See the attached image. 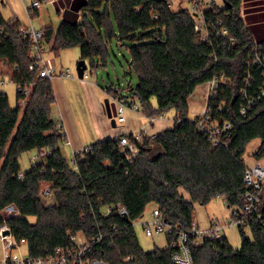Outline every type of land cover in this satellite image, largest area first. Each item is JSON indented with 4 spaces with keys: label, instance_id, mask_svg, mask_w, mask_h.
Masks as SVG:
<instances>
[{
    "label": "trees",
    "instance_id": "trees-1",
    "mask_svg": "<svg viewBox=\"0 0 264 264\" xmlns=\"http://www.w3.org/2000/svg\"><path fill=\"white\" fill-rule=\"evenodd\" d=\"M222 1L224 6L208 16L220 21L218 28H227L232 41L213 30L209 40H202L190 12L172 8L166 0H78L77 19L61 21L56 30L43 28L41 41L54 52L78 47L79 59L92 68L108 64L109 45L116 41L128 53L127 73L137 79L127 84L125 96L137 101L138 111L147 117L174 108L171 127L143 134L138 141L128 134L138 147L132 160L110 137L72 152L70 159L63 155L66 139L52 115L51 80L29 69L32 40L19 34L20 21L1 18L0 62L7 72H0V78L31 83V88L27 96L16 89L17 101L26 97L24 107L12 106L0 91V227L7 224L17 240L24 238L30 256L71 246L70 235L82 232L91 242L88 260L177 264L171 260L170 237L166 247L151 251L138 242L133 223L149 203L183 226L194 221L195 203L219 195L227 206L243 211L250 188L243 180L246 145L259 138L252 155L264 158V38L255 40L246 27L240 15L243 0ZM195 95L206 102L211 120L230 123L223 135H228L226 143L213 145L197 129L202 114L188 117ZM242 106H247L245 115ZM29 150L45 153L23 170L20 156ZM43 183L52 193L48 204L40 197ZM259 200L258 210L245 216L248 230H239L240 246L231 245L225 235L204 239L191 249L192 264H264V190ZM118 203L125 214L104 212ZM7 206L17 213L4 216Z\"/></svg>",
    "mask_w": 264,
    "mask_h": 264
},
{
    "label": "built area",
    "instance_id": "built-area-1",
    "mask_svg": "<svg viewBox=\"0 0 264 264\" xmlns=\"http://www.w3.org/2000/svg\"><path fill=\"white\" fill-rule=\"evenodd\" d=\"M166 1L168 5L173 8V1ZM186 1L189 5L183 8H186L194 18V28L200 34L202 40H209L210 32L212 30L216 34V36L229 37L227 28H218V25H220V21H213V19L208 16V12H217L224 6L222 0ZM31 6H39V1L33 0L31 2ZM240 15L244 17L242 15V4L240 8ZM1 32L2 21L0 15V33ZM18 32L22 37L28 36L32 40L33 60L29 63V69L37 70L39 75L51 80V78L57 73V71L55 69L54 62L48 59H44L43 52L45 51V49L41 44V30L36 29L33 26H20ZM229 39L232 41L233 37H229ZM258 60L261 59L259 58ZM262 60L264 61V59ZM90 73L91 71L88 72L86 68L82 78L89 77ZM59 74L72 76L69 68H66L64 71H59ZM3 83H5V77L0 78V84ZM216 85L217 82L215 80H212L210 88L214 91V93L216 92ZM16 87L25 96H27L31 88V83L16 84ZM114 91L117 92L116 90ZM117 93L119 94L118 97H111V100L114 101L116 106V119L118 122H125L126 119L124 117L123 110L125 108H131L138 111L139 104L137 101L129 98L128 96L122 95L119 92ZM25 98H21L19 100H23ZM246 110L247 106H242L240 112L245 115ZM162 117V114L149 116L148 122L152 123L156 119H160ZM177 121H180L179 117L177 118ZM57 126L61 130V133L65 135L63 127L58 121ZM230 128L231 125L228 121H224L222 124H219L218 122L211 120V116L207 111V104L206 109L202 113L201 117L197 119V129L207 134L213 145L226 143L228 135L226 137H223V135ZM141 135L142 133L134 134L135 140H140L142 137ZM117 140L119 149L124 152L128 160H132L138 153V147L135 140L130 139L127 133H122L121 135H119L117 137ZM72 152L76 153L79 151L73 150ZM243 180L247 185L250 186V188L245 192V203L243 211L241 210L240 212H237V210L233 209L230 217L231 219L228 224L222 223L216 218H212L209 225L203 229L199 227V225L195 221H193L190 226H183L178 223H172L165 219L159 207L154 204L151 211L150 220L143 222L145 234L148 236H152L156 233H163L166 237H170L171 240L169 241V244L174 248L171 253V260L177 264H192V247L199 245L203 242L204 239L221 238L223 236L221 234V231L227 225L234 224L237 225L239 230H248V226H246L245 216L252 213L253 211L258 210V206L260 203L259 195L264 190V162L261 163L260 160H256L251 165L246 164L243 174ZM46 191L50 193L49 189ZM1 212L4 216H10L16 214L17 209L14 206H7L2 209ZM104 212L107 214L117 212L118 214L123 215L126 213V209L123 205L118 203L116 206H106L104 208ZM5 229L8 230V233L3 234L2 232ZM70 238L73 240V245L68 247H58L52 254L39 257H33L28 254L27 257H19L17 254L12 253V249L19 246L20 244H25V239L20 238L19 240H17L11 233L7 224H4L0 227V264H106L101 260H88L87 253L90 252L91 242L84 236L82 232H77L73 235H70Z\"/></svg>",
    "mask_w": 264,
    "mask_h": 264
},
{
    "label": "rangeland",
    "instance_id": "rangeland-1",
    "mask_svg": "<svg viewBox=\"0 0 264 264\" xmlns=\"http://www.w3.org/2000/svg\"><path fill=\"white\" fill-rule=\"evenodd\" d=\"M174 5L173 8H183L186 7L188 2L186 0H172ZM220 1V0H217ZM248 2V3H247ZM250 3V5H249ZM54 10V7H53ZM56 12H53V16L51 17V20L53 23L57 20L56 17L54 16ZM242 15L244 16V21L246 27L250 30L252 33L253 37L255 40H262L264 38V0H243L242 3ZM44 20H47V13L46 17H43ZM37 24H40V20L36 22ZM35 23V25H36ZM42 46L44 47L45 51L43 52L44 54V59H49V58H54L56 60L55 62V69L60 70L61 67L63 71L66 68H69L71 75L72 76H66L61 77V84L64 85L66 88V93L67 96L69 97V101L73 102V105H76L74 107L75 109V115L79 120H82L80 122V125H78V130H81V134L85 133V130L87 129V125L83 119H85V115L87 114L86 111H82V108L85 106V103L82 105L81 103V98L82 95H80L79 91V86L77 85L79 83V78L77 76V62L79 61V49L78 47H70L66 49H62L59 51L54 52L50 48V43L47 42H42ZM122 48V49H121ZM110 49V60L108 61V64L101 65L98 67H91L88 61L87 63V71L90 72V79L96 80L97 84H99V87L97 86V90L100 92V94H103L106 96V98L109 97L107 96L108 92L110 93V98L111 97H118L119 93L122 95H129L127 91V84L129 82L131 83H136L137 79L135 75L133 74H128L127 73V63H126V58L128 57V53L124 49L123 46H119L116 41H113L109 45ZM112 62V63H111ZM127 66V67H126ZM0 72L3 74L4 72H7V65L4 62H0ZM1 74V75H2ZM4 75L2 76V78ZM104 88H109L110 90L105 93L104 90L101 89V87ZM16 84L14 82L8 81V78L5 77V83L0 84V91H4L8 94V98L10 101V104L12 106H16L18 103L20 104L21 107H24L26 104V98L23 100H18L16 98ZM116 90L117 92H115ZM154 102V101H153ZM155 103V102H154ZM73 105H71V111L73 114V119L74 113H73ZM206 107V102L198 95H195L193 99L191 100L190 106H189V113L188 117L193 118L198 114H202L205 110ZM128 109L131 108H125L123 110L124 117L127 121L128 115L130 111ZM133 110V109H131ZM57 106L54 105L52 107V115L54 118H56L57 114ZM140 115V111L133 110V112ZM162 118L156 119L153 124H150L148 121L147 123L152 126L154 129L162 130L164 128H169L173 125V119L176 116V111L174 108H171L167 111L161 112ZM129 119V118H128ZM126 121L121 123L122 126L126 124ZM143 135V134H142ZM141 135V136H142ZM81 141H85L86 138L82 135H80ZM260 139L255 138L252 141H250L244 151V161L247 165L253 164L256 159L253 157V151L256 149V147L259 145ZM69 143L63 142L61 144V150L63 155L67 158L70 159L72 156V151L69 150ZM86 149V148H85ZM84 149H77L75 151H81ZM45 153L44 150H41L36 152V150H29L27 152H24L20 156V163H21V168L23 170L29 168L31 163H35L39 157H42V155ZM261 163L264 162V158L260 159ZM49 189V186L47 183H43L40 188V197L42 198V201L45 202V204L50 203L53 201L52 198V193H48L46 190ZM181 193H183L186 197H188L187 193L181 189ZM154 206V203H149L143 213V215L134 221V229L137 235L138 242L140 246L142 247L143 250L145 251H151L155 247L157 248H164L167 245V240L166 236L163 233H156L152 236H148L145 234V230L143 227V222L144 221H149L151 218V211ZM233 207L227 206L225 203L223 196L219 195L211 199L208 203L206 204H194V209H193V219L196 221L202 229L207 227L208 220L211 218H216L220 222L228 224L230 221V217L233 211ZM29 219L31 221L35 220V216H29ZM222 235H225L230 244L233 245L234 247L240 246L241 242V234L239 233V229L237 225H232L229 224L227 225L222 231ZM12 253L17 254L19 257H27L28 256V250H27V245L26 244H20L17 247H14L12 249Z\"/></svg>",
    "mask_w": 264,
    "mask_h": 264
},
{
    "label": "crops",
    "instance_id": "crops-1",
    "mask_svg": "<svg viewBox=\"0 0 264 264\" xmlns=\"http://www.w3.org/2000/svg\"><path fill=\"white\" fill-rule=\"evenodd\" d=\"M32 1L33 0H0L1 18L5 21L16 18L20 21L22 26H33L41 30V32L43 28L47 26H51L56 30L61 21L65 19L71 20L73 17L77 19L78 12L76 5L78 0H38L39 6L37 7L31 6ZM53 12H56L54 16L57 19L54 23L50 17L53 16ZM46 13L47 20L49 21L43 19V17H46ZM38 19L40 20V24L36 23ZM48 60H51L54 64L56 62L54 58H49ZM126 63L128 66L127 60ZM61 70H63L62 67L60 70H57V73L51 78V84L55 94L54 105L57 106V116L55 120L60 122L63 127L66 139L65 142L69 143V150L85 149L96 141L109 137L117 138L122 133L153 135L159 131L158 129L152 128V126L150 127L147 123V116L142 113L139 115L131 109H128L130 112L127 113L129 119L127 118L126 124L122 126L121 123L123 122H118L116 119V106L114 101L110 98L109 89L100 86L105 93L108 92L107 96L109 95V97L106 98V96L100 94L97 90L99 84H97L96 80L90 79L89 76L87 78H79L80 81L77 84L79 86L80 95H82L81 103L82 105L85 103L82 111L84 112L87 110V114L83 120L88 130H85V133L81 134V130H78V125H80L82 120L76 117L74 109L76 105H73V102L69 101L66 88L61 84V77H65L59 74ZM71 105H73L75 119L72 117ZM153 122L150 124H153ZM80 135L84 136L86 140L81 141ZM211 220V218L208 220L207 225H209Z\"/></svg>",
    "mask_w": 264,
    "mask_h": 264
},
{
    "label": "water",
    "instance_id": "water-1",
    "mask_svg": "<svg viewBox=\"0 0 264 264\" xmlns=\"http://www.w3.org/2000/svg\"><path fill=\"white\" fill-rule=\"evenodd\" d=\"M87 68V63L84 59H79V61L77 62V76L78 78H82L83 77V73ZM3 234L8 233V230L5 229L3 232Z\"/></svg>",
    "mask_w": 264,
    "mask_h": 264
}]
</instances>
